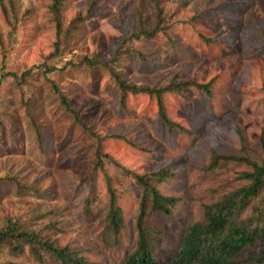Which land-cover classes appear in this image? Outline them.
I'll return each instance as SVG.
<instances>
[{"label": "rangeland", "instance_id": "obj_1", "mask_svg": "<svg viewBox=\"0 0 264 264\" xmlns=\"http://www.w3.org/2000/svg\"><path fill=\"white\" fill-rule=\"evenodd\" d=\"M50 6L49 0H14L12 16L9 0L0 3V229L15 222L94 264H122L136 244L140 189L106 162L123 212L124 227L115 238L105 229V186L93 171L92 142L63 111L48 79L105 139L102 150L113 160L138 175L168 171L157 190L176 200L171 214L148 218L149 227L159 231L154 256L168 260L178 251L184 229L202 220L204 206L247 184L242 175L248 166L226 162L210 169L212 154L242 155L240 132L246 154L264 161L259 144L264 134V0H164L161 32L139 40L132 35L140 15L146 29L155 22L149 0H64L58 36ZM85 59L107 63L117 77L135 85L160 88L173 77L212 82L211 96L193 88L165 94L168 119L187 132L170 131L158 116L156 99L128 95L122 107L112 72L91 69ZM51 68L57 71L42 77ZM28 70L34 75L23 82L3 78ZM26 103L40 126L42 147ZM92 197L96 201L86 218L83 204ZM261 249L264 243L255 244L238 259L254 258ZM6 263L37 264L26 249L15 257L0 247V264Z\"/></svg>", "mask_w": 264, "mask_h": 264}, {"label": "trees", "instance_id": "obj_2", "mask_svg": "<svg viewBox=\"0 0 264 264\" xmlns=\"http://www.w3.org/2000/svg\"><path fill=\"white\" fill-rule=\"evenodd\" d=\"M13 1L9 0L11 14L14 16ZM51 2L50 12L53 16L57 36L61 33V4L64 0H49ZM164 0H149L154 9L155 22L152 29H146L143 25V17L140 15V27L132 38L139 40L142 38L153 39L158 32H161L162 8L161 2ZM2 4V0H0ZM6 14V8L2 6ZM78 20V19H77ZM73 21L66 32L69 36L74 29ZM59 42L56 43L58 49ZM87 67L104 68L112 72L116 81L120 95V105L125 107L128 95H145L156 99L158 106V116L164 125L170 130H177L180 133L187 132L179 124L170 121L165 113L162 97L169 93H182V91L193 88L203 95L210 97L212 82L198 84L195 81L179 80L173 77L166 86L156 88L142 85H135L121 80L111 69L108 64L95 59H85ZM57 71L55 68L46 69L42 77ZM34 75L32 70L23 72L20 76L14 73H7L3 78H13L20 82L29 79ZM50 86V90L57 96L59 105L70 118L71 122L84 131L92 142L93 155L95 163L93 171L102 175L105 196L107 200V211L105 213V229L115 238L123 229L122 210L118 206V192L113 186L112 178L105 170L106 162L121 170V172L134 180V184L140 189L141 195L138 202L137 214L134 219L136 244L134 250L125 257L122 264H242L255 263L264 264V249H261L256 257L247 258L244 261L239 260L238 256L255 244L264 243V161L258 163L246 154L245 141L240 132V145L242 155L240 156H223L213 153L209 168L213 169L220 163L235 162L246 165L250 171L242 175L247 181L239 189L224 195L218 202L206 205L203 208V218L200 222L186 227L181 237L178 251L168 260L159 261L154 256V241L159 231L151 229L148 225V218L155 214L170 215L171 208L176 200L165 197L157 190V185L168 178V171L160 170L156 173L147 175H138L121 166L102 150V142L105 140L100 137L93 129L88 126L78 114L77 110L72 108L68 98L60 89L48 79H45ZM264 91V89H263ZM26 107V116L33 127L37 143L43 146V138L39 124L31 114L28 104ZM115 140H125L121 136L110 137ZM259 144L264 157V134L260 136ZM3 180L15 182L14 179L5 177ZM96 201L94 197L87 198L83 204V213L86 218L91 217V206ZM248 209H251L249 215L245 216ZM0 247H6L9 254L15 257L24 254L25 249L29 256L37 263L42 264L45 260L53 261L57 264H94L86 261L79 254L72 251L69 246L60 247L48 235H42L40 232H32L23 229L17 223H8L0 229ZM12 264V263H6Z\"/></svg>", "mask_w": 264, "mask_h": 264}]
</instances>
